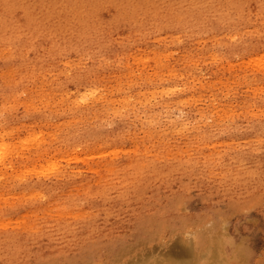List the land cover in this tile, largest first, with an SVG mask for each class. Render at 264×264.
<instances>
[{"label": "rangeland", "instance_id": "374dc122", "mask_svg": "<svg viewBox=\"0 0 264 264\" xmlns=\"http://www.w3.org/2000/svg\"><path fill=\"white\" fill-rule=\"evenodd\" d=\"M237 1L243 11L222 1L191 32L174 29L168 48L155 26L145 39L103 27L86 45L26 42L13 62L14 41L0 44L8 264H167V250L197 242L209 264H264V0ZM129 206L135 223L103 229ZM137 223L142 252L115 263Z\"/></svg>", "mask_w": 264, "mask_h": 264}, {"label": "bare ground", "instance_id": "6f19581e", "mask_svg": "<svg viewBox=\"0 0 264 264\" xmlns=\"http://www.w3.org/2000/svg\"><path fill=\"white\" fill-rule=\"evenodd\" d=\"M164 1L165 0H26L23 3H19L17 0H0V44L9 40L14 41V48L9 57L13 62L18 60L17 58L21 55L20 51L22 46H24L26 42L41 41L43 46L45 43H48L53 49L57 47L55 46L56 43H61L62 47L72 45V42L76 44L84 43V45H86L93 36L100 33L101 28L103 27L111 29L112 37L121 32L130 34L132 33L131 28L136 27L139 29L143 39H145L148 35L152 34L149 28L155 26L158 29V38L163 37L161 36L162 34H166V37H170L171 40L168 41L169 43L161 40L163 38L160 39V43L163 45L165 44V47L168 48L171 44H180L179 37L174 36L172 32L174 29L184 27L190 30L188 23H198L202 20L205 21L206 17L222 13V1H225L226 5L229 6L224 7L225 13L228 16L244 10L242 8L244 4L237 0H173L177 5L174 9L165 7ZM234 5L236 7H234ZM253 10L264 12V8L260 9V7H253ZM179 23H181V26H178ZM238 26L243 28L246 25L243 22L238 24ZM187 33L188 32L185 34ZM193 33L194 32L192 31V34ZM181 38L183 39L184 36ZM186 39H190L188 38V35ZM225 41L227 40L225 39ZM223 48L225 49V46ZM233 48L238 47L233 46ZM36 50H41L42 52L43 47L39 46ZM226 51L228 50L226 49ZM232 52L230 54H232ZM127 103L128 101L125 102V104ZM49 117L51 116L49 115ZM3 120L4 119L0 121ZM1 127L0 128L3 130V126ZM2 138H4V136L0 133V139ZM3 144L6 143L3 142ZM14 154L15 152L12 148L7 150V152L4 151L0 153V167L7 168V166L10 165V162L8 161H10V158L14 157ZM2 168H0V171ZM260 186H262L261 183ZM133 214V206H129L125 211L113 208L112 213L109 214L111 217L109 224L104 225L103 229L105 227L109 230L113 229V226L118 225V221L121 222L124 218L128 223H135L134 216H131ZM85 222L86 225H91L88 221H83V225ZM137 224H141V226L136 227L139 230L135 232L139 237L136 238L133 245L122 250L123 252L114 254L115 263H122L127 254L133 252L134 255H138L142 252L143 247L147 242L143 236L148 230V227L144 226L143 223ZM183 226L184 223H182V227ZM57 227L58 229H65L66 231L70 230L65 223L61 222L58 223ZM117 241L118 240H116V243ZM203 248L205 247L201 242H197L193 247L188 245L184 250L179 247H173L167 250V252L163 254V257H167V264H209L208 258L203 253L205 251ZM191 249H194L195 253H190L189 251H191ZM18 259L21 260L20 258ZM88 260L89 259H86V261ZM76 262L81 263L82 257L77 259ZM0 264H8V261L1 255Z\"/></svg>", "mask_w": 264, "mask_h": 264}]
</instances>
